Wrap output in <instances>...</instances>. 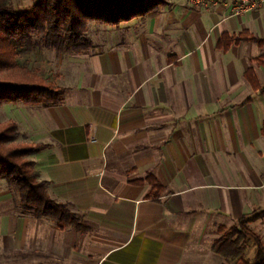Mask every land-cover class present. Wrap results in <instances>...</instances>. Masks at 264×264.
<instances>
[{"label":"crops","instance_id":"obj_1","mask_svg":"<svg viewBox=\"0 0 264 264\" xmlns=\"http://www.w3.org/2000/svg\"><path fill=\"white\" fill-rule=\"evenodd\" d=\"M166 1L61 64L58 104L25 108L29 159L70 215L24 216L31 262L226 264L213 243L264 209V94L246 76L264 86V43L220 42L264 39V5Z\"/></svg>","mask_w":264,"mask_h":264},{"label":"trees","instance_id":"obj_2","mask_svg":"<svg viewBox=\"0 0 264 264\" xmlns=\"http://www.w3.org/2000/svg\"><path fill=\"white\" fill-rule=\"evenodd\" d=\"M166 3V0H36L31 7L16 11L11 7V0H0V70L16 67V56L20 52L17 46L24 51L45 48L56 54H80L93 46L86 33L87 22L118 25L135 17L154 16ZM240 40L264 43V39L244 33L223 35L220 42L226 47ZM246 76L251 86L264 94V86L259 84L251 69L247 70ZM64 92L65 88L36 75L18 74L0 79V105H56ZM262 133L264 135V123ZM18 135L15 121L0 123V179L17 191L22 211L37 219L51 218L62 227L70 215L48 196L45 183L38 180L34 162L28 158L36 154L41 145L15 144ZM262 216L264 209L250 216L241 215L238 226H231L227 234L216 240L213 250L224 257H235L236 264H264L263 244L245 227L246 223ZM246 234L253 237L256 245L251 261L241 256L240 239Z\"/></svg>","mask_w":264,"mask_h":264},{"label":"rangeland","instance_id":"obj_3","mask_svg":"<svg viewBox=\"0 0 264 264\" xmlns=\"http://www.w3.org/2000/svg\"><path fill=\"white\" fill-rule=\"evenodd\" d=\"M35 1L36 0H11V7L16 11H22L31 7ZM122 23L123 22H120L118 25H106L96 22H87L86 33L91 38L94 45L102 42L103 38L109 35L108 33L118 29ZM17 49L20 52L16 56V67L8 70H0V79L18 74L24 76L36 75L53 83L57 73L60 72L61 64H66V61L69 62L71 60L70 58L75 55L56 54L54 51L45 48H34L24 51L22 47L17 46ZM30 106L34 105L24 103H3L0 105V123L9 120L19 121L20 125L17 127L19 135L14 140L15 144H29L21 135V132L23 129L22 121L24 110L25 108H30ZM257 211L259 210H255L254 212ZM27 214L29 213L19 208L17 191L9 187L4 180L0 179V264H35L30 261L29 257L24 256V247L21 246L24 238L22 223L24 216ZM234 225L238 226V222H235L232 226ZM245 227L248 228L251 233L258 236L264 246V216L246 223ZM229 228L223 231L222 236L228 233ZM240 240L242 244L241 256L251 261L256 251L253 237L250 234H246ZM35 259L38 260V258ZM235 262V257H226V264H234ZM42 264L46 263L42 262Z\"/></svg>","mask_w":264,"mask_h":264},{"label":"built area","instance_id":"obj_4","mask_svg":"<svg viewBox=\"0 0 264 264\" xmlns=\"http://www.w3.org/2000/svg\"><path fill=\"white\" fill-rule=\"evenodd\" d=\"M193 7L215 6L218 3L229 9L233 16H241L264 5V0H187Z\"/></svg>","mask_w":264,"mask_h":264}]
</instances>
